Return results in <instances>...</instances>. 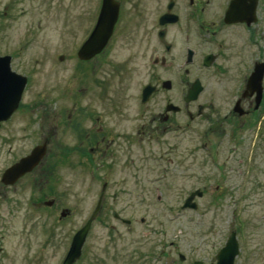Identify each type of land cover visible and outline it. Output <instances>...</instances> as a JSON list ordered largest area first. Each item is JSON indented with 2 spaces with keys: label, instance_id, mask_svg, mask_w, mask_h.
Masks as SVG:
<instances>
[{
  "label": "rangeland",
  "instance_id": "1",
  "mask_svg": "<svg viewBox=\"0 0 264 264\" xmlns=\"http://www.w3.org/2000/svg\"><path fill=\"white\" fill-rule=\"evenodd\" d=\"M98 9L99 0H0V55H9L10 68L26 77L17 109L0 125V169L48 138L42 156L52 173L44 191L51 187L56 206L52 223H42L43 215L28 220L19 210L2 237L3 264H61L100 193V212L73 264L210 263L231 230L239 249L233 264H264V106L258 112L263 125L242 130L235 141L190 132L203 130L201 124L181 139L136 134L135 114L151 109L135 107L146 57L126 63L117 61L120 53L76 56ZM125 34L118 31L108 50L130 49ZM224 79L237 84L241 78L233 72ZM228 107L223 103V112ZM99 124H116L132 137L113 133V144L104 150L107 137L99 149ZM26 183L14 193H35ZM196 189V207H183Z\"/></svg>",
  "mask_w": 264,
  "mask_h": 264
},
{
  "label": "flooded vegetation",
  "instance_id": "2",
  "mask_svg": "<svg viewBox=\"0 0 264 264\" xmlns=\"http://www.w3.org/2000/svg\"><path fill=\"white\" fill-rule=\"evenodd\" d=\"M103 3L102 16H114L115 20L99 57L121 54L123 58L117 61L126 63L133 62L137 55L147 59L146 79L136 94L135 107L145 108L148 104L151 109L147 115L141 110L135 114L132 124L136 134L181 139L191 126L201 124L203 130L190 132L208 140L235 141L242 130L259 129L263 125V116L258 112L264 106V72L256 107V93H250L247 81L255 64L264 62L257 57L260 54L258 40L264 31V0H99V14ZM2 16L4 14H0ZM118 31L128 36L124 43H128L130 49L125 52L108 50ZM233 72L241 79L237 84L225 82L224 78ZM197 85L199 91L192 98ZM225 102L230 107L223 112ZM115 126H99V149L107 137L110 142L104 145V150L113 144L111 134L116 133L115 138L120 136ZM120 133L123 138L132 137L130 131ZM38 144H44L46 154L48 138L35 145ZM209 156L213 158L214 152H209ZM43 157L10 184L1 180L8 165L0 169V264L7 259L2 237L11 228L19 210L28 220L40 215L44 216L42 223L54 220L56 206L54 198L49 196L51 187L44 191L52 166ZM24 178H27L28 190L33 189L35 193H14ZM101 204L102 198L99 212ZM113 217L119 219L117 213H113ZM122 221L129 223L127 219Z\"/></svg>",
  "mask_w": 264,
  "mask_h": 264
},
{
  "label": "water",
  "instance_id": "3",
  "mask_svg": "<svg viewBox=\"0 0 264 264\" xmlns=\"http://www.w3.org/2000/svg\"><path fill=\"white\" fill-rule=\"evenodd\" d=\"M103 8L104 3L100 14L98 12V16L92 30L76 52V56L81 60H88L98 54L105 46L111 34L115 18L114 16L111 18H104L102 16ZM263 72L264 62L256 63L247 81V89L250 93H256L255 107L260 98L261 78ZM25 84L26 77L10 68V56L0 55V123L7 120L17 109ZM193 91V94L190 96L192 98L195 97L199 91V86L197 85L196 89H193ZM44 151V144L35 145L27 155L22 156L4 170L1 180L4 183H13L21 174L30 170L40 160ZM104 186L105 184L102 185V188H104ZM194 195L200 196L201 191L196 189L190 192V194L184 199L182 206L194 209L196 207V204L193 201ZM101 197L102 194L100 193L92 212L83 225H81L72 235L68 249L61 264H73L79 258L81 247L90 227V223L99 211ZM66 212H68L67 209L62 210L61 216L65 215ZM238 251V242L235 231L231 230L224 244L216 252L214 262L204 263L200 260H195L192 264H233ZM179 258L182 259L183 256L180 254Z\"/></svg>",
  "mask_w": 264,
  "mask_h": 264
},
{
  "label": "trees",
  "instance_id": "4",
  "mask_svg": "<svg viewBox=\"0 0 264 264\" xmlns=\"http://www.w3.org/2000/svg\"><path fill=\"white\" fill-rule=\"evenodd\" d=\"M80 152V151H79ZM80 153H82V152H80Z\"/></svg>",
  "mask_w": 264,
  "mask_h": 264
}]
</instances>
